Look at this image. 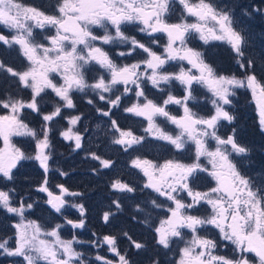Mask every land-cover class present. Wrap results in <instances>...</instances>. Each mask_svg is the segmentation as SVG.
Listing matches in <instances>:
<instances>
[{
  "label": "snow or ice",
  "instance_id": "obj_1",
  "mask_svg": "<svg viewBox=\"0 0 264 264\" xmlns=\"http://www.w3.org/2000/svg\"><path fill=\"white\" fill-rule=\"evenodd\" d=\"M177 10V21L169 22ZM137 22L142 25L141 32L164 34L165 42L161 44V37L153 36L146 46L127 36L126 26ZM193 40L203 41L205 45L210 40L226 42L233 51L239 74L225 75L218 71L202 50L189 46ZM120 44L129 51H121L119 56H130L139 49L145 54L144 59L117 64L104 46ZM0 45L17 51L25 60V68L20 71L0 60V74L12 78L19 91L31 90L27 101L19 97V92V98L9 93L6 99H0V108L5 110V114H0L3 145L0 182H14L19 169L28 161L38 162L47 172L52 158L49 125L61 115L62 108L76 107L75 93L105 101L109 110L96 108V111L106 117H111L110 109L119 107L125 94L132 93L136 102L124 111L146 118L145 132L166 142L165 146L173 152L192 153L190 163L167 160L157 165L140 157L131 160V165L147 177L143 187L174 204L167 209L169 218L155 229V244L171 250L177 241L183 242L184 247L178 253L180 259L174 264H264V179L243 174L230 159L249 152L237 142L235 129L226 137L218 134L222 122L236 120L232 108L239 90L251 91L258 106L259 125L264 131V57L256 60L246 55L248 38L235 26L231 9L214 0H56L52 10L46 11L25 5L22 0H0ZM153 45L159 46L161 52L153 50ZM148 85L160 91V102L148 97L145 92ZM176 86L183 90L180 97L172 94ZM197 86L211 94L209 102L213 111L206 117L193 111L198 100ZM53 94L58 98L57 104L50 114H43L42 103ZM204 99H209L207 94ZM87 102L92 104L93 100ZM172 105H180L182 114H172L169 107ZM26 110L42 115L39 131L25 122ZM80 121L81 116L77 115L69 123L75 126ZM108 125L111 143L121 146L122 151L135 152L146 147L148 136L123 130L112 119ZM169 126L175 127L165 131ZM61 134L66 140L74 141L75 149L82 147L84 136L80 130L70 128ZM18 137L31 139L34 148L26 150L18 146L14 142ZM91 155L104 169L114 165L110 159ZM202 157L207 164L201 162ZM200 173L210 177V185L214 183L207 191L197 189ZM42 184L38 190L47 193L46 203L63 216L62 208L68 202L63 195L54 196L49 191L46 179ZM111 188L122 195L137 190L121 179L113 181ZM60 189L70 196L82 195L63 186ZM15 192V188H0V208L19 218L12 225V235L0 238V255L13 258L12 264H113L99 254L89 260L86 253L76 251L73 245L83 242L75 236L71 240L62 239V225L47 231L37 222L26 220L25 212L34 205L23 200L14 203ZM185 197L190 199L185 202ZM151 203L155 208L164 207V202L152 200ZM69 206L78 208L81 215L75 221L65 217V223L76 229L84 228L83 204ZM111 206L120 209L122 204L113 200ZM204 206L210 207L201 215ZM137 210L143 211L138 205ZM110 218H114L111 211L103 214L105 223H110ZM144 222L149 223L148 217ZM210 229L218 230L220 238L230 242L231 256L216 254L218 244L210 238ZM121 235L130 240V247L137 255L147 250L146 243L132 240L126 232ZM105 244L118 257L116 264H135L128 252L120 250L115 235L104 236L95 246ZM148 264H161V261L153 256Z\"/></svg>",
  "mask_w": 264,
  "mask_h": 264
},
{
  "label": "trees",
  "instance_id": "obj_2",
  "mask_svg": "<svg viewBox=\"0 0 264 264\" xmlns=\"http://www.w3.org/2000/svg\"><path fill=\"white\" fill-rule=\"evenodd\" d=\"M22 2L25 5H35L41 7L43 10L51 11L53 5H55L56 3V0H22ZM214 3L220 6H226L227 8L232 10L235 26L239 23H242L244 25V34H246V37L248 38V48L246 51V55H251L252 58L256 60H260L262 57H264V54H262L261 56L260 53H258L255 47L256 41L253 42L251 40L252 35L256 34L260 36V33L261 37L259 39L264 40V36L262 35V33L264 32V0H214ZM177 9H179V6H177ZM254 9H260V11H254ZM178 15L179 11L177 10V12L171 16L169 22H176ZM139 28L137 27V36H139L141 39L149 38L151 40L152 36L155 35L152 34L147 36L141 33ZM135 32L136 31H131V34H134ZM157 35L164 37V34L157 33ZM199 47L200 45L197 46V48ZM203 47L205 50L206 60L211 63L218 71L222 72L225 75L230 73L239 74L240 70L236 64V59L230 45H228L224 41H211L208 45L203 44ZM155 50L158 53L161 52L159 46ZM0 60H2L6 65L11 66L14 70L20 71L25 68L24 58L21 57L17 51L9 50L3 45H0ZM257 75L259 79V67L257 69ZM30 91V89L19 91L18 86L15 84L12 78L7 75L0 74V99H6L7 94L10 93L14 98L22 97L25 101H27L30 95ZM18 92L19 97H17ZM196 92L197 95H195L198 97L200 96V101L197 100V106L194 107V109L198 110L199 112H205L204 114L209 115L213 111L212 105L209 102L211 99V94L208 93L207 89L199 86H197ZM172 94L178 95L180 97L183 94V90L179 86L173 87ZM205 94H207L209 98L208 100L204 99ZM161 97L162 94L159 93L158 99L161 100ZM73 98L76 107L74 109L62 108L61 115L55 117L49 125L52 129L50 134L52 147L49 150L52 153V158L49 161V169L53 170V176L55 177H57L59 174H62L65 169H69L68 171L74 174L81 173V167H87L86 165L89 163V159H85L84 161H82V164H80L79 162L70 163L72 159L69 158V155L72 153L73 146H71V144L68 143L61 134L64 128L67 126L69 118L77 115L81 116V121L87 119L88 117L100 118L103 116H101L100 113L96 111V108L108 109L105 101H101L91 95L75 93ZM57 99L58 98L54 97V94L47 96L42 103L41 112L43 114H50L57 104ZM89 99L93 100L92 104H89L87 102ZM233 104L234 107L232 108V112L236 116V120L233 123L226 122L222 124L219 127V130L221 129L223 133L232 134L233 129H235L236 139L242 140V142L247 143V146L249 147L247 157H243L242 159V165L249 169L248 171L251 176L264 179V131L261 130V127L259 125V113H257L255 106L256 100L253 98L250 90H239L237 98L234 99ZM125 105L126 98L124 97L121 100L119 107H124ZM172 107L174 108L175 106ZM0 114H5V110L0 108ZM23 118L30 127L35 128L39 131V126L42 124L41 114L26 110L24 112ZM129 118H133L136 121L131 124L132 121H130ZM128 122H130V124H128L127 127L132 128L135 135L142 136L146 133L144 125L145 120H143L141 117H137V119H135L133 116L128 115ZM221 130L218 131L219 135H222ZM1 142L2 141H0V143ZM14 142H16L18 146L26 150H31L34 148V142L28 138H14ZM138 152L141 155L146 154V151L143 148L139 149ZM169 153L174 156V158H176V152H173L170 149ZM125 154H128V152ZM191 155L192 153H184L181 155V159L191 162ZM113 156L115 155H110L108 153L106 155V157L109 158ZM94 161L99 173H105L107 169L102 168L99 161L95 159ZM117 161H119V158L117 159ZM29 162H32L37 166L39 165V163L36 161ZM122 177L125 176L121 175L119 176V179H121ZM102 179H104V177H101L100 180H97V184H93L94 186L91 187V189L93 188L91 192V189H86L88 187H85L84 183H82L78 188H72L75 189V191H73L74 193L82 194L74 196V198L71 200L72 203L78 205L87 202L92 206L94 204V208H98L95 209V212L93 211V209L85 208V214H88L89 218L87 217L88 221L85 222L86 227L81 230L73 228L71 225L65 223V217L67 219H73L74 221L80 218L78 208H75L77 215L76 218L65 214L61 219H59L56 217V214L55 216L53 214V221L55 226L62 225L60 230L70 229V235H66L63 233V231H61L62 233L60 232V236L68 240H71L75 236L80 241H83V243L81 244L73 245L76 251L84 252L90 257H94L99 254L102 257H106L107 259L112 260L113 264H116L118 257H115L114 253H111L107 250L109 246L105 244L102 247L97 248L96 246H93V242L91 243L93 248H90V236H92L94 240L98 239L100 241L106 235H115L117 237V244L120 250L122 252H128L129 257L135 262V264H148L149 259L153 256L157 257L161 261V264H166L168 261L177 262L179 256L178 253L180 250L178 244L175 243L171 250H165L155 244V229L159 227L161 220L160 215L152 208L153 206L151 207V199L153 198L154 194L152 192H148L147 188L141 185L137 187V191L135 193H127L122 195L121 193L113 190L109 185L108 182L111 180V178L107 179L105 181V184H103ZM57 181L58 179H55V183ZM61 181L62 180L59 178V182ZM125 182L128 181L126 180ZM130 183L133 182L130 181ZM32 190L33 189H31L30 193L28 194V197L34 196L35 188L33 190V193ZM97 193L103 194L105 201L94 200L95 196L93 195ZM131 195L137 196V200L125 199V197H129ZM90 196H93V198L89 199ZM119 199H124L120 200L122 203V207L120 209H116L108 204L110 203L112 205L113 200ZM40 201L43 200L40 199ZM103 202L106 203L102 205ZM137 205L140 209H143V211H138ZM109 211L114 213V218L110 219L111 222L115 223H113V225L111 224V226H109L110 223H105L102 219L103 214ZM97 215H99L100 221L98 220ZM145 217H148L149 223L144 222ZM25 218L32 221L31 218H28V215ZM17 219L19 218L17 217ZM44 219L47 220V217H44ZM135 227L137 228V233L132 231ZM128 229L130 232H128ZM43 230L49 231V228H43ZM81 232H83L85 235L82 236ZM123 232L128 233V236H130L132 240L146 243L147 250H141L140 254L137 255L136 250L130 247V240L121 235ZM96 236H98V238H96ZM44 238L49 240L53 239L51 237ZM85 248L88 249V252Z\"/></svg>",
  "mask_w": 264,
  "mask_h": 264
},
{
  "label": "rangeland",
  "instance_id": "obj_3",
  "mask_svg": "<svg viewBox=\"0 0 264 264\" xmlns=\"http://www.w3.org/2000/svg\"><path fill=\"white\" fill-rule=\"evenodd\" d=\"M239 24H240V26H239ZM239 24H237L236 27L239 30H241L244 34V25L242 23H239ZM132 25L133 24H129L130 28H128V25L126 26V28H125L126 35L129 37H134L137 41L139 40V42L144 43L146 46L149 45L152 39L151 40L149 38L148 39H141L139 36L130 35L129 32L132 30ZM140 27H142V25H140ZM141 33H143L147 36L149 35L146 32H141ZM43 34L47 35L46 32ZM259 35L260 36H258L256 34L252 35L251 40L253 42L256 41L255 47H256L258 53H260V55L262 56V54H264V42H263L264 40H260L259 38L261 37V33ZM262 35L264 36V32L262 33ZM153 36H158V35L155 34ZM153 36H152V38H153ZM159 37H161L160 43L163 44L165 42V38L163 36H159ZM210 42H211V40H210ZM203 44H204L203 41L193 40L189 43V46L194 47L198 50H202L205 53ZM199 45H200V47L197 48V46H199ZM104 47H105V50L110 51V55H112L113 59L116 60L117 64H121V65L131 64V63H134L137 61H141L144 59V56H145V54L142 52V50H139V49H137L136 52H134L130 56H123V57L119 56L118 55L119 52L129 51V48L123 44H120V45L115 46V47L114 46H104ZM152 47H153V50H155V49H157L158 46L153 45ZM184 63L186 65V62H184ZM141 70H144L143 66H142ZM169 70L174 71L175 69L170 68ZM193 72L195 73V70H193ZM145 92L150 99H154L156 102H160V99H158L160 91L158 89H154L150 85H148L145 87ZM195 94L197 95V92H195ZM176 96L179 97L178 95H176ZM124 97L126 98V105L124 107H116L115 109L112 108L110 110L111 111V117H106V116H103L100 118L88 117L87 119L80 121L75 126H72L68 121L67 126L64 128L63 131H66L70 128L72 129V131L80 130L82 135L84 136V140L82 142V147L80 149L74 148V141H68L65 139L68 143L71 144V146H73L72 153L69 155V158L72 159L70 161V163L79 162L80 164H82V161H84L85 159H89V161H88L89 163L86 165L87 167H83V168L81 167V173L74 174V173L69 172L68 171L69 169H65V171L62 174H59L57 177H55V176H53V170L48 169L47 172H45V170L43 168H41L40 165L37 166L36 164H33L32 162L28 161V162H25L24 166L19 169L14 182H6V181L0 182V188H5V189L6 188H15L16 189L14 203L16 200H23V201H25V203H32L34 205L31 210L26 211V212H28V218H31L32 221L37 222L41 226L42 229L43 228H46V229L49 228V231H51L54 228L55 225H54L53 219H54V216L56 214L55 209H53L51 207V205H49L47 203L45 205H42L41 207H37V201L38 200L42 199V200L47 201L49 199L46 192L38 190L41 186H43L42 182L45 179L47 180V187H48L49 191H51L54 196L55 195H63L65 201L68 202L65 204L64 208H62V212L63 211L66 212V215L69 216V214L72 212V211H70L71 208L73 209V207H70L69 204H75V203L71 202V200L74 198V196L63 194L61 192L60 186H63L64 188H67V189H69V191L73 192V191H75V189H72V188H74V187L78 188L82 183H84V186L88 187L86 189H91V187H93L95 184H97L96 181L100 180L101 177H104V179H105V180L102 179L103 184H105V181L107 179L111 178V180L108 182L109 185L111 186V183L113 181H115L116 179H119V176L124 175L125 177H122L121 180H123L124 182L127 180L128 183H130V181H132L133 183H130V184L137 189V187H139L141 185L143 186L145 183H147V177L143 176L142 172H140L139 169H135L131 165V160L136 158V157H140L141 159H147L149 161H152L153 164H157V165H163V163L167 160L179 161L182 163H190L188 161L181 159L182 154L177 153L176 158H174V156H172L169 153L170 148L165 146L166 142L158 141L154 137L149 136L148 133H145L142 135V136H148L147 145H146V147L143 148L146 151L145 155L139 154L138 151H136V152L129 151L128 154H125L126 152L121 150V146L113 145L111 143L112 132H111V129L109 128V125H108L109 119L115 120L117 122V124L120 126V128L123 130H132V128H129L127 126H128V124H130V122H128V115H130V116H133V115L125 112L124 109L128 106H131V104L135 103L136 97L132 93H127L123 96V98ZM199 97H198V100H199ZM172 106H175L176 109H175V107L173 108ZM172 106H169L172 114H175V115L182 114L183 110H182L180 105H172ZM190 106H191V104H190ZM255 106H256L257 113H259L257 103ZM105 110H108V109L105 108ZM193 111L197 112L200 116H205V117L208 116V115L204 114L205 112H199L198 110H196L194 108H193ZM134 118L137 119V117H134ZM141 118L143 120H145L144 125H145V129H146L147 128V120H146V118H143V117H141ZM70 119L71 118H69V120ZM129 119H130V121H132L131 124H133L136 121L133 118H129ZM157 123H160L159 119L157 120ZM224 123H226V121L222 122V124H224ZM174 127L175 126L165 127L164 130L165 131H171L172 128H174ZM222 135H220V136L226 137V136L231 135V134L223 133V131H222ZM236 140L239 144L246 146L249 149V147L247 146V143L242 142V140H238V139H236ZM2 146L3 145L1 142L0 147H2ZM92 153H95L96 155L101 156L102 159H110V160L114 161L113 167L107 169L105 171V173H103V172L99 173V171L96 167V163H95L94 159L92 158V155H91ZM107 153L110 155L111 154L115 155V156L110 157V158L106 157ZM188 154H191V153H188ZM247 154L237 155L235 157H230V159L234 160V162L237 164L238 169H240V171L243 174L251 176L249 174V171H248L249 169L247 167H245L244 165H242V159H243V157L244 158L247 157ZM118 158H119V161H117ZM201 162L207 164L206 159L203 157L201 158ZM208 167L210 168L211 166L208 165ZM100 174H102V175H100ZM36 178H37V181H35ZM59 178L62 180L61 182H59ZM55 179H58V181L56 183H55ZM0 180H2V177H0ZM19 181H21V182H19ZM22 184H23V186H22ZM196 186H197V189L200 191H207L209 186H214V183L210 185V177H208V175L206 173H200V179L197 181ZM22 187H24L25 191H21ZM34 188H35V190H34ZM31 189L34 190V196L28 197V194L30 193ZM33 190H32V193H33ZM92 190H93V188L90 190V192ZM147 191L152 192L154 194L151 201L156 200L157 203L164 202L163 208H155L151 203V207L153 206L152 208L160 215V220L163 221L164 219L169 218L170 212H168L167 209L169 207H174L173 202L165 201L164 197H158V194L155 193L152 189L147 188ZM133 195H131L129 197H125V199L137 200V196H133ZM93 196H95L94 200L105 201L103 194L97 193ZM93 196H90L89 199H92ZM43 197H46V198H43ZM189 199L190 198L185 197V202H187V200H189ZM119 200H124V199H119ZM105 203L106 202H103L102 205H104ZM83 204H84V208L93 209L94 212H95V209L98 208V207L94 208V206H95L94 204L92 206V205H89V203H87V202H84ZM108 204L111 206L110 203H108ZM75 205H77V204H75ZM208 207H210V206L202 207L200 209L199 214L203 215ZM74 208H76V207H74ZM53 214H54V216H53ZM97 216H98V220L100 221L99 215H97ZM43 217H47V220H45ZM26 220H30V219H26ZM16 221L19 222V219H17V217L14 214H6L5 210L0 208V232L11 231V230L14 231L12 225ZM113 223H115V222H110L109 226H111V224L113 225ZM47 226H49V227H47ZM133 226H135V225H133ZM61 231H63V233L66 235H70V232H69L70 229L60 230V232ZM132 231L137 233V228L136 227L133 228ZM128 232H130L129 229H128ZM81 234H82V236L85 235L83 232H81ZM1 238H3V237H1ZM41 238H44V237H41ZM61 238L64 239L62 236H61ZM96 238H98V236H96ZM210 238L216 240V242L218 244V248L215 250L216 254L231 256L232 246L230 245V242L223 241L220 238L218 230L210 229ZM65 240H68V239H65ZM93 240H94V238L92 236H90V242L91 243L94 242L93 246L95 247L96 243L99 240L98 239L94 240V241ZM91 243H89V246H90V248H93ZM176 244H178L179 249H182L184 247V244L181 241H177ZM225 245H228V246L225 247ZM86 251L88 252V249H86ZM5 257L6 256L0 255V260L4 259ZM88 258H89V260H94L95 256L94 257L88 256ZM179 259H180V255L178 256L177 262L179 261ZM166 264H174V262L168 261Z\"/></svg>",
  "mask_w": 264,
  "mask_h": 264
},
{
  "label": "flooded vegetation",
  "instance_id": "obj_4",
  "mask_svg": "<svg viewBox=\"0 0 264 264\" xmlns=\"http://www.w3.org/2000/svg\"><path fill=\"white\" fill-rule=\"evenodd\" d=\"M139 26H140V24L137 22L136 24H133L132 25V30L131 31H136L134 34H131V31L129 32L130 33V35H133V36H137V27L139 28ZM128 28H130V26L128 25ZM139 41V40H138ZM35 181H37V178L35 179ZM19 182H21V181H19ZM22 186H23V184H22ZM21 191H25V189H24V187H22L21 188ZM28 191V190H27ZM37 201V200H36ZM25 202V201H24ZM46 204V201L45 200H43V201H40V200H38L37 201V207H41L42 205H45ZM70 211H72L70 214H69V216H73L74 218H76L77 217V215H76V211H75V208L73 207V209L71 208V210ZM55 213H56V217L57 218H59V219H61L62 218V215H61V213H57L56 211H55ZM63 213V215H65L66 214V212H62ZM79 214H80V212H79ZM27 215H28V212H25V217H27ZM81 215V214H80ZM79 215V216H80ZM88 214H84V219H85V222H87L88 221ZM44 218V217H43ZM73 220V219H72ZM74 221V220H73ZM15 223H17V222H15ZM86 224V223H85ZM85 227H86V225H85ZM84 227V228H85ZM84 228H82V229H84ZM12 233H13V231L11 230V231H5V232H0V238L1 237H5V236H10V235H12ZM45 239V238H44ZM12 260H13V258H10V257H5L4 259H2V260H0V264H7V263H9V262H12Z\"/></svg>",
  "mask_w": 264,
  "mask_h": 264
},
{
  "label": "water",
  "instance_id": "obj_5",
  "mask_svg": "<svg viewBox=\"0 0 264 264\" xmlns=\"http://www.w3.org/2000/svg\"><path fill=\"white\" fill-rule=\"evenodd\" d=\"M7 264H12V262H9V263H7Z\"/></svg>",
  "mask_w": 264,
  "mask_h": 264
}]
</instances>
